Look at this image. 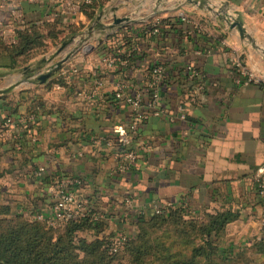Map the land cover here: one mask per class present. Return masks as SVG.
Listing matches in <instances>:
<instances>
[{"label": "crops", "instance_id": "crops-1", "mask_svg": "<svg viewBox=\"0 0 264 264\" xmlns=\"http://www.w3.org/2000/svg\"><path fill=\"white\" fill-rule=\"evenodd\" d=\"M92 1L0 0V37L8 43L17 42V30L47 21L66 30L62 38L74 36L41 72L80 46L48 77V82L60 80L50 86L39 82L36 72L25 75L22 68L0 72V87L24 90L29 101L20 112L26 118L15 115L14 122L29 119L40 126L23 152L12 151L13 145L19 146L13 129L0 137V166L11 170L0 179V202L17 205L30 218H48L54 205L53 178L76 175L83 180L81 193L97 198L99 207L112 214L111 222L124 224L129 215H149L168 202H183L190 216L223 206L240 212L229 224L228 247L237 250L263 238L264 195L256 171L264 162V86L248 83L247 71L264 76V0H148V8L143 0H109L93 20L84 12ZM137 13L136 21L109 27L116 15ZM229 13L254 40L228 24ZM163 18L184 29L181 45L172 41L179 31L168 30L166 50L160 54L162 40L150 33L146 47L141 36ZM72 29L79 31L66 37ZM187 33H199L200 38L187 40ZM126 36L148 50L129 65L123 61ZM63 42L31 66L52 56ZM160 55L165 77L157 107L150 103L147 65L158 62ZM10 63V57L0 61L3 67ZM199 74L197 82L187 78ZM117 82L123 85L122 97L115 95ZM6 93L0 94V112ZM193 93L197 98L191 102ZM36 102L38 109L28 111ZM181 104L187 109L185 119ZM122 131L136 135L134 148L140 152L128 170L119 167L113 144ZM100 137L103 142L97 144ZM128 196L131 200L126 201ZM123 232L129 234L128 229Z\"/></svg>", "mask_w": 264, "mask_h": 264}, {"label": "trees", "instance_id": "trees-1", "mask_svg": "<svg viewBox=\"0 0 264 264\" xmlns=\"http://www.w3.org/2000/svg\"><path fill=\"white\" fill-rule=\"evenodd\" d=\"M108 1L93 0L88 7H84L85 15L93 20L98 10ZM175 24L172 18H163L151 28H145L141 36L143 44L148 46L149 34L152 33V39L162 40L160 54H163L166 50V40L169 38L166 36L168 30L176 29L179 32L172 41L181 45L179 40L182 38L184 27H176ZM78 31L72 29L67 32L66 37ZM64 32L66 30H60L47 21L44 25L33 23L17 30V42L8 43L0 37V61L4 57L11 58L8 66L0 65V72L4 71L3 69L5 72H13L31 66L38 57L49 53L52 47H58L66 39L61 37ZM184 36L189 37L186 39L191 41L200 38L199 33H187ZM125 39L127 49L130 50L127 65L135 55L148 54L146 47H142L143 44L137 43L138 47L132 37L126 36ZM119 47H122V44ZM150 55L152 57V54ZM160 57L162 58L159 59L158 56V62L151 61L147 65L149 71L153 65L164 66L163 56ZM199 76L200 74L187 78L197 82ZM59 81L56 78L45 83L50 86L51 83ZM23 93L24 90L14 89L6 93L5 113L0 112V137L8 129L18 133L13 141L21 147L12 144L14 153L23 152L28 139L38 136L40 130L36 121L29 119L27 122L18 119L15 127L7 125L15 115L26 118L25 114L20 113L29 102ZM118 93L124 92L117 90L115 95ZM152 94L150 90L151 97ZM38 104L39 102L32 104L28 111H36ZM131 128L133 129V126ZM135 137L136 135L127 144L119 142L118 139L114 140L116 153L118 150H133ZM119 160L121 163V158ZM10 171L0 166V179ZM59 178L55 176L53 180ZM51 180L52 178H49L48 181ZM258 187L261 190L260 182ZM92 199L94 204L85 216L56 225L49 224L47 220L53 214L48 218H30L27 212L19 211L17 205L0 202V264H264V237L255 238L249 245L237 250L226 245L229 224L240 217V212L231 207H216L207 209L202 216H190L185 204L178 202L161 213L131 214L129 222L123 224L120 221L111 222L109 216L112 217V214L107 212H103L105 217L96 219L103 210L99 207L97 198L92 195ZM128 199L131 200L129 196L126 201ZM123 228L128 229L129 234H125ZM119 242L122 247L114 249V245Z\"/></svg>", "mask_w": 264, "mask_h": 264}, {"label": "built area", "instance_id": "built-area-1", "mask_svg": "<svg viewBox=\"0 0 264 264\" xmlns=\"http://www.w3.org/2000/svg\"><path fill=\"white\" fill-rule=\"evenodd\" d=\"M92 1V0H87ZM150 24V23H149ZM156 23H153L152 25H155ZM157 31V29L155 30ZM125 58L124 62L127 63L128 56L130 54V50L127 49L125 52ZM123 59V58H122ZM192 69L191 66L185 67V70H188V72ZM164 66L161 64L153 65L151 70L148 71L149 75V84L152 91V97L150 99V103L153 106H159L160 99L162 96V83L165 77L164 74ZM194 72V71H193ZM248 74V80L247 82H255V83H261L264 86V76H257L252 71H247ZM117 90H121L123 88V85L121 82L116 83ZM118 97L122 96V93L117 94ZM197 96L193 93L191 96V102L195 101ZM180 115L182 118H187L186 116V106L181 104L180 105ZM162 110L157 109V113H162ZM14 119H12L7 125L15 124ZM191 126H193V122L190 123ZM133 129H135V126H133ZM130 132V131H129ZM126 131H122L120 137L118 138V141L127 144L131 141L132 137L134 136L133 132L129 133ZM95 142L97 144H101L103 142L102 138H96ZM115 142H113L114 144ZM117 156L121 158L120 168L122 170H128L132 168L139 160L140 158V152L134 148L133 150H129V152L118 150ZM256 176L258 177V181L260 182L261 190H259L261 195H264V162L259 166V168L256 171ZM83 185V180L80 176L76 175H67L59 178V180H56L54 184H52L51 192L54 198V205H53V211L52 214L47 220L49 224L56 225V224H62L65 223L71 219L78 218L81 216H85L87 214V211L90 209V207L94 204V200L92 199L91 195L83 194L81 193ZM129 201V199L127 200ZM173 203L168 202L167 205L164 207L158 206L155 209V212L161 213L164 209L171 206ZM132 204L130 203V206ZM102 211L101 214H98L96 216V219L103 218L106 215H104ZM119 247H122V243L119 242L118 244L114 245V249H117Z\"/></svg>", "mask_w": 264, "mask_h": 264}, {"label": "water", "instance_id": "water-1", "mask_svg": "<svg viewBox=\"0 0 264 264\" xmlns=\"http://www.w3.org/2000/svg\"><path fill=\"white\" fill-rule=\"evenodd\" d=\"M223 10L225 13H228L226 8L228 9L226 4H223ZM209 8L212 10L213 8L209 5ZM136 21L135 19H133L132 17L129 16H125V17H119V16H115L114 17V22L109 25L110 28H114L117 26H120L124 23H128V22H133ZM227 22L228 24L231 25L232 28H238L241 36L243 38H249L251 40H254L253 37L247 32L246 27L244 26V23L239 19L236 18L235 16H233V14L229 13L227 15ZM75 40L74 36L66 39L63 44L57 49V51L50 57H43L41 58L38 63L35 66H26L24 67V74L25 75H29L30 73L36 72L37 73V80L39 82H45L48 77L56 72L57 70H59L63 64L65 62H67L68 60H70V58L73 56V54L80 48V46H76L74 47L70 52H68L66 54V56H64L61 60H59L58 62H56L55 64H52L50 66V69L46 72H41V70H43V68L49 63L51 62V60L55 59L61 52H63L65 50V48L72 43ZM19 84V83H17ZM13 87H0V94L2 93H6L8 92L10 89H12Z\"/></svg>", "mask_w": 264, "mask_h": 264}, {"label": "rangeland", "instance_id": "rangeland-1", "mask_svg": "<svg viewBox=\"0 0 264 264\" xmlns=\"http://www.w3.org/2000/svg\"><path fill=\"white\" fill-rule=\"evenodd\" d=\"M142 4H143L146 8L150 7V1H148V0H143ZM145 14H146V13H145ZM128 16L134 18L135 16H138V17H139V14L137 13V14L128 15ZM136 18H137V17H136Z\"/></svg>", "mask_w": 264, "mask_h": 264}]
</instances>
